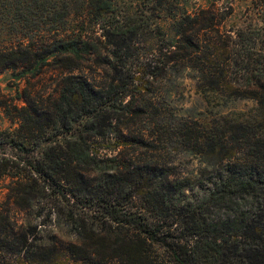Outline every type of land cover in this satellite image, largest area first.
Instances as JSON below:
<instances>
[{"label":"trees","instance_id":"1","mask_svg":"<svg viewBox=\"0 0 264 264\" xmlns=\"http://www.w3.org/2000/svg\"><path fill=\"white\" fill-rule=\"evenodd\" d=\"M90 1L92 23L102 29L110 55L101 59L100 38L76 32L56 37L36 62L38 69H66L56 96L47 105L17 107L20 124L5 136L0 129V143L15 151L0 157V177L15 178L17 198L28 206L49 201L51 213L75 235L62 248L53 238L47 248L19 233L26 262L69 256L76 264H264V68L227 78V59L210 49L198 56L204 48L179 23L183 44H172L173 53L198 69L207 91L258 104L242 120L221 115L207 118L206 125L181 122L171 135L204 164L195 176H182L174 165L148 155L157 148L150 140L154 132L135 130L138 122L152 120L151 83L177 58L142 60L133 28L104 19L113 12V0ZM0 4L19 17V25L42 6L41 0ZM24 51L21 43L1 50L0 68L26 63ZM85 54L102 62L104 82L73 73Z\"/></svg>","mask_w":264,"mask_h":264},{"label":"rangeland","instance_id":"2","mask_svg":"<svg viewBox=\"0 0 264 264\" xmlns=\"http://www.w3.org/2000/svg\"><path fill=\"white\" fill-rule=\"evenodd\" d=\"M41 3L38 12L31 13L29 21L24 20L21 25L16 23L19 17H12L0 4V51L21 43L26 62L16 68L12 65L0 68V129L4 136L21 122L17 107L34 102L47 105L56 96L61 72L66 69L53 65L38 69L36 64L37 58L48 54L56 37L76 32L86 39L100 38L101 59L110 55V46L104 48L107 43L101 36L102 29L92 23L90 0H41ZM113 3V12L104 19L133 28L136 53L142 60L152 59L156 64L168 61L171 56L177 58L171 61L162 78L151 83L149 97L155 106L150 109L152 120L138 122L136 134L154 132L150 140L157 148L148 155L155 154L161 163L174 165L182 176H195L204 166L203 158L193 154L177 134L171 133L177 132L185 121L206 125L207 118L213 120L221 115L242 120L253 114L258 104L251 98L232 99L229 94L207 91L208 86L199 81L198 69L188 66V59H183L181 54L173 53L176 47L172 44H183L179 23L183 22L181 29H189L204 48L198 56L204 57L206 49L214 52V56L218 53L227 59L224 62L227 78L242 79L260 74L264 68V0H113ZM97 59L85 54L80 69L73 73L89 76L97 83L104 82L106 71ZM48 60H53L52 55ZM14 152L0 143V157ZM14 180L10 173L0 177V264H30L24 256L26 248L17 246L19 233H28L47 248L51 247L53 238L60 248L75 240L58 214L51 213L49 201L28 206L18 199ZM12 229L18 233L14 234ZM56 254H65L64 249ZM35 263L76 264L69 256L55 260L39 256Z\"/></svg>","mask_w":264,"mask_h":264}]
</instances>
